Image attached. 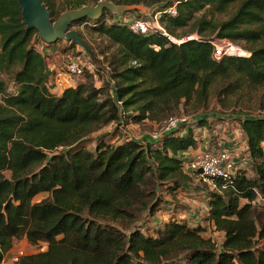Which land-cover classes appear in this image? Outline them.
I'll use <instances>...</instances> for the list:
<instances>
[{
	"label": "trees",
	"instance_id": "obj_1",
	"mask_svg": "<svg viewBox=\"0 0 264 264\" xmlns=\"http://www.w3.org/2000/svg\"><path fill=\"white\" fill-rule=\"evenodd\" d=\"M41 1L57 20L101 0ZM131 13L104 10L99 19L72 25H90L107 39L102 53H108L114 85L97 88L85 74L57 96L47 87L38 30L27 29L17 0H0V263L14 241L26 239L46 243L47 250L20 264H264V115L253 114L264 111V0L181 2L178 14L164 16L162 24L176 39L199 36L180 44L160 33H133L121 22ZM218 14L227 18H210ZM218 40L243 45L249 56L215 59ZM214 100L237 116L232 120L250 158L226 188L218 182L220 191L208 195L207 219L224 234L220 250L203 226L184 219L172 217L152 234L137 225L161 211L164 193L174 195L189 182L181 154L198 146L193 130L146 143L100 137L89 148L91 136L111 123H159L183 104L197 110ZM196 123L206 126L208 118ZM40 194L47 197L35 202Z\"/></svg>",
	"mask_w": 264,
	"mask_h": 264
},
{
	"label": "rangeland",
	"instance_id": "obj_2",
	"mask_svg": "<svg viewBox=\"0 0 264 264\" xmlns=\"http://www.w3.org/2000/svg\"><path fill=\"white\" fill-rule=\"evenodd\" d=\"M172 0H160L159 3H156L152 6L146 7L141 5L145 8L143 12H141L138 15V10L133 11L134 13H131L129 15H126L125 18L129 19H136V18H147L151 16L153 13H155L162 5L168 4ZM202 14H199L201 16ZM210 18H213L214 21H222L226 19L227 17L224 15H211ZM90 25H82L73 27L77 31H81L86 43L88 44V47L91 51L87 52L84 48L76 45L73 47L71 43L67 42L66 40L59 41L58 45H55L50 48L51 55L48 57L47 64L55 63L57 64V61L59 60L58 55L56 54V50L64 53H69L74 56H79L82 60H89L90 63L93 65L92 72H86L87 75L93 76V83L97 88H100L102 86L109 83L110 74L108 73L107 66V56L108 53H102L106 50V46L109 45V42L107 39L103 36H99L98 34L93 33L90 28ZM181 33V31H179ZM198 33L190 34V36H187L185 38H198ZM183 38V39H185ZM183 39H177L178 41ZM226 42L227 44H232L236 46V51L240 55L241 53L245 52L246 50L243 49V45H236L234 43H231L228 40H218L215 42L216 45L221 46V44ZM69 48L68 50L61 51L63 48ZM223 48V47H221ZM113 49H110V52H112ZM56 73L61 74L63 77L61 78V83L64 85H76L81 78H68L66 72L64 70H57ZM2 78L7 82L8 85V92L14 93L16 86L12 82L11 78L8 75H3ZM181 112L179 114H174L171 117L174 118H182V117H188L192 119L188 125L185 127L190 128L194 131L196 137L198 138V147L201 148L203 145L205 147L208 146V149L212 148H218L220 144V139L225 138L227 141L231 142L233 139L240 143L242 141L241 135L238 132V122L235 120H232L235 117L229 116L226 114V111L223 107H221L220 104H218L217 101H212L208 107H200L199 109L192 110L190 106L183 104L182 105ZM253 114L256 115H264V111L258 112L255 111ZM208 118V123H206V126H198L197 121L200 120V118ZM170 118V117H169ZM168 119V118H167ZM166 119V120H167ZM162 122H153V121H145L140 124L135 123H129L127 120H123L122 124L119 125L117 123H111L108 126H106L104 129L100 130L96 134H93L91 136V139L89 141V148H93L95 145V142L98 138L104 137L107 140H110L112 142H122L127 138L131 139H140L143 140H150V138L153 137V134L156 132H160L162 129V126L165 124V121ZM178 131L180 133H184V126L179 127ZM206 149V148H205ZM203 149V151L205 150ZM241 154L244 155V151ZM250 163V160L248 161L246 158L245 161V167L242 170H245V168ZM241 170V171H242ZM186 174L189 176L190 180L188 183L183 185L178 191L175 192L174 195H170L168 193H164L163 199L165 200V203L161 211H159L155 216L150 217L149 215H146L143 220H141L137 225L140 226V228L147 229L146 231H151L150 234L153 233V229L156 227L161 226L164 222L168 221L170 218L175 217L179 219H184L189 222L191 226L200 225L205 228L204 236L212 239L215 244L218 246V249L220 250L222 247V243L224 240V234L217 231L215 226L208 221V206H207V200L209 192L216 191L213 185L209 180L206 178L197 176L195 174H192L190 172H187ZM47 195L40 194L35 198V202L41 201L44 198H46ZM261 201V200H260ZM149 234V233H148ZM47 250V244L46 243H38L36 245L30 244L26 239L14 241L12 249L5 255V264H12L11 258L17 254L19 251H25L26 256L36 254L39 252H43Z\"/></svg>",
	"mask_w": 264,
	"mask_h": 264
},
{
	"label": "built area",
	"instance_id": "obj_3",
	"mask_svg": "<svg viewBox=\"0 0 264 264\" xmlns=\"http://www.w3.org/2000/svg\"><path fill=\"white\" fill-rule=\"evenodd\" d=\"M187 1L189 0H173L172 5L160 8L147 18L129 19L125 18L126 16H122L121 22L127 25L128 28L135 34L149 36L154 33H160L161 35L167 37L172 43L180 44L181 42L190 40L192 38H185L178 41L176 38L170 36L166 31L164 25L162 24V18L166 15L175 17L178 14V5L181 2ZM215 42L213 43L215 46L213 56L217 60L221 59L225 55L242 57L249 56L248 52H243L240 55H235L232 51L237 47L232 44L221 42V44H219L221 46H218L215 44ZM36 47L38 51L45 57L49 53L50 48H48L47 44L43 41H40L36 45ZM63 55H65L64 71L66 72L69 79L82 78L86 74V72H92L93 65L89 62V60H82L79 56H74L69 53H64ZM106 68L110 72L108 64ZM109 82L111 86L114 85V81L109 79ZM117 103L118 105H121V102ZM190 121H192V119L188 117H170L165 121V124L162 126L161 131L153 134V137L151 139L153 141L160 140L165 134L174 130L176 131L181 126H184V133H182V135H184L186 134V129L188 128L185 126L188 125ZM220 141L221 142L218 148H206L204 151L192 148L181 154V158L185 162V171L187 170V172L206 178L218 191H220L218 182L222 184V188H226L227 184L231 183L237 177L238 173H240V171L244 169L246 158H249L248 153H245L246 156L244 157V155H242L240 151H236L235 145L237 144V142L234 139L229 142L225 138H221ZM198 169H202L203 173H197ZM25 256V251H19L11 258V263L20 264L22 258ZM0 264H5V259Z\"/></svg>",
	"mask_w": 264,
	"mask_h": 264
},
{
	"label": "water",
	"instance_id": "obj_4",
	"mask_svg": "<svg viewBox=\"0 0 264 264\" xmlns=\"http://www.w3.org/2000/svg\"><path fill=\"white\" fill-rule=\"evenodd\" d=\"M17 2L22 10V18L27 29H37L39 39L47 45L66 40L75 43L90 53L88 45L81 39L78 31L72 27L74 23L85 18L99 19L104 10L117 14L136 10L143 12L145 10L141 5L118 6L109 0H101L96 5L68 10L61 14L57 20H53L48 8L41 0H17ZM197 173L202 174V169H198Z\"/></svg>",
	"mask_w": 264,
	"mask_h": 264
},
{
	"label": "crops",
	"instance_id": "obj_5",
	"mask_svg": "<svg viewBox=\"0 0 264 264\" xmlns=\"http://www.w3.org/2000/svg\"><path fill=\"white\" fill-rule=\"evenodd\" d=\"M56 45H58V44H56ZM56 54L58 55V58H59V60L57 61V64H55V63H52L51 65L47 64V69H46L47 87H48V90H49V92L51 94L60 96V95H62L64 90L66 88H68V87H71V85L69 86V85H64L63 83H61V78L63 76L61 74H59V73H56L57 70H60V69L64 70L65 69V59H64L65 55H63L61 52H59L57 50H56ZM50 55H51V50L49 49V53L46 56V60L47 61L49 60L48 57ZM74 86H76V85H74ZM238 127H239L238 132L241 135L242 141L235 145L236 151H240L241 152V150H242V152L244 151V153H247V143H246L245 136H244L243 132L241 131L240 126H238ZM181 135H182V133H181ZM135 140L146 143V142H149L152 139L150 138V140H145L143 138V140H140V139H135ZM197 140H198V138H197ZM205 148H208V146L205 147V145H203V147H201V148H199L197 146L194 149L202 151ZM247 160L249 161L250 158L247 157ZM238 161H240V160H238Z\"/></svg>",
	"mask_w": 264,
	"mask_h": 264
},
{
	"label": "bare ground",
	"instance_id": "obj_6",
	"mask_svg": "<svg viewBox=\"0 0 264 264\" xmlns=\"http://www.w3.org/2000/svg\"><path fill=\"white\" fill-rule=\"evenodd\" d=\"M232 52H233L235 55H236V54H239V53L236 51V49H234Z\"/></svg>",
	"mask_w": 264,
	"mask_h": 264
}]
</instances>
